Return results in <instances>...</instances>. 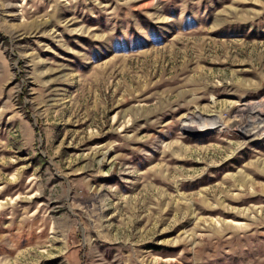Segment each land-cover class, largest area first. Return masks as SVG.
Returning <instances> with one entry per match:
<instances>
[{"label":"rangeland","instance_id":"1","mask_svg":"<svg viewBox=\"0 0 264 264\" xmlns=\"http://www.w3.org/2000/svg\"><path fill=\"white\" fill-rule=\"evenodd\" d=\"M261 108L264 0H0V264H264Z\"/></svg>","mask_w":264,"mask_h":264},{"label":"bare ground","instance_id":"2","mask_svg":"<svg viewBox=\"0 0 264 264\" xmlns=\"http://www.w3.org/2000/svg\"><path fill=\"white\" fill-rule=\"evenodd\" d=\"M263 110H264V108H261V109H259L258 111L261 113V112H263ZM248 118H246V117H241L239 120H238V123L236 124L237 125V127H240V126H243L245 123H247V120ZM263 122V121H262ZM191 126H194L195 127V125H190V124H188L186 127H191ZM197 127V126H196ZM264 128V124H262V125H256L255 127H254V130L253 131H249V130H247L246 128H242V129H240L243 133H244V136H253L254 134H258V132L259 131H261L262 129ZM245 182H246V180H245ZM253 191V190H252Z\"/></svg>","mask_w":264,"mask_h":264}]
</instances>
